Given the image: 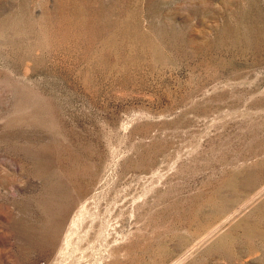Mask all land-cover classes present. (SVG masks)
Here are the masks:
<instances>
[{"label":"rangeland","instance_id":"rangeland-1","mask_svg":"<svg viewBox=\"0 0 264 264\" xmlns=\"http://www.w3.org/2000/svg\"><path fill=\"white\" fill-rule=\"evenodd\" d=\"M0 264H264V0H0Z\"/></svg>","mask_w":264,"mask_h":264}]
</instances>
